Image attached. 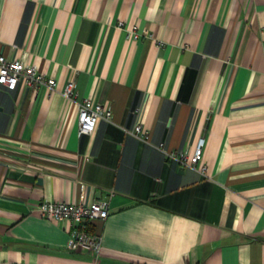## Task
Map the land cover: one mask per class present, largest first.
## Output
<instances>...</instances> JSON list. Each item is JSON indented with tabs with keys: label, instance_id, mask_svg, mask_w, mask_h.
<instances>
[{
	"label": "crops",
	"instance_id": "crops-1",
	"mask_svg": "<svg viewBox=\"0 0 264 264\" xmlns=\"http://www.w3.org/2000/svg\"><path fill=\"white\" fill-rule=\"evenodd\" d=\"M0 53L57 82L0 85V264H264V0H0ZM110 193L97 258L36 211Z\"/></svg>",
	"mask_w": 264,
	"mask_h": 264
},
{
	"label": "built area",
	"instance_id": "built-area-1",
	"mask_svg": "<svg viewBox=\"0 0 264 264\" xmlns=\"http://www.w3.org/2000/svg\"><path fill=\"white\" fill-rule=\"evenodd\" d=\"M119 25H122L119 23ZM137 38L138 35L128 31V37ZM18 81H23L28 87L45 86L49 91L57 88V82L52 77H47L34 66L21 60L8 59L0 53V85L6 89L15 88ZM75 83L67 81L61 88V94L67 99H73ZM77 133L78 135L91 134L99 120H110L111 109L84 98L77 103ZM140 140L147 141V131L136 124L128 131ZM204 140L199 139L194 151L166 150L163 144L157 147L162 151L166 159L177 162L182 167L197 169L202 175H207L206 165L202 162ZM94 200L88 204L83 202L80 196L77 202L67 203L63 201H42L36 208L41 217L50 218L55 221H71L73 227L69 232V240L66 248L70 251L86 250L91 252L95 258L98 257L101 247V235L91 231L89 225L96 220H105L108 216L109 197Z\"/></svg>",
	"mask_w": 264,
	"mask_h": 264
}]
</instances>
